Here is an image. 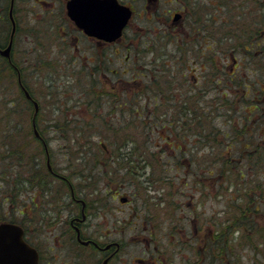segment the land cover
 Wrapping results in <instances>:
<instances>
[{"label":"flooded vegetation","instance_id":"1","mask_svg":"<svg viewBox=\"0 0 264 264\" xmlns=\"http://www.w3.org/2000/svg\"><path fill=\"white\" fill-rule=\"evenodd\" d=\"M102 1L106 0H34L38 9L36 27L31 30L34 37H29L28 44L33 46L28 50L36 52V64H44L49 70L69 71L79 64L78 55L88 54L83 58L85 64L89 62L90 69L102 70L100 76L104 80H97L98 83L114 86L112 80L106 79L108 48L117 47L120 53L125 47L118 45L125 38H133L134 43L141 44L137 34L141 27L132 24L138 14L140 20L159 21L167 35L180 36L183 67L192 80L191 85L195 86L197 101L213 103L216 108L212 137L215 159H219L220 147L232 152L231 171L236 179L245 182L249 208L255 214H264V0H115L130 8L132 17L123 38L111 43L103 39V35L86 33L83 25H78L69 15L70 4L77 2L78 10L73 11L83 12L88 7L96 10V3ZM172 2H179L180 8L171 10L167 5ZM26 4L27 0H0V61L15 71L24 70L23 65L35 66L33 59H14L24 35ZM143 39L149 46L156 41L152 37ZM8 46L10 50L5 56L2 51ZM133 50L138 55L150 51L151 47L133 46ZM160 52L169 53V49L162 48ZM17 80L21 86L18 77ZM183 123L185 126L186 118ZM225 125L229 131L223 135L220 127ZM65 129L50 126L38 131L32 126L36 137L39 132L58 133ZM38 146L44 150L49 176L44 182L36 176L37 182L31 186L30 170L25 167L18 224L23 242L36 254L37 264H235L231 261L233 256L204 254L198 228L193 226L194 234L190 235L186 219L169 216V212L160 216L159 210L150 214L143 209H132L129 215L141 223H135L139 231L127 242L117 226V219L110 221L114 224L113 236L109 232H93L92 221L99 215H107L108 207L101 205L97 194L77 196L68 181L69 176L60 175L52 167L46 143ZM106 151L103 147V153ZM108 162L102 163V171ZM187 163V158H183L182 164ZM245 176L249 177L247 181ZM213 182L218 185L219 175ZM83 187L87 189L86 185ZM235 196L241 197L239 193ZM113 197L118 198L120 204L130 203L119 191H115ZM172 219L180 220L173 223ZM192 221L194 218L188 219V223ZM129 242L138 247L141 255L124 257ZM244 259L247 264H264L263 255L249 254Z\"/></svg>","mask_w":264,"mask_h":264},{"label":"trees","instance_id":"2","mask_svg":"<svg viewBox=\"0 0 264 264\" xmlns=\"http://www.w3.org/2000/svg\"><path fill=\"white\" fill-rule=\"evenodd\" d=\"M161 37L164 39L163 47H157L156 43L148 45L151 47V50L146 52L145 55L155 56L154 60L149 59L148 62H145L143 59L137 60V58L141 59L140 55L144 53L137 55L133 52V46H139L134 43L133 38H130L129 42L124 46L123 52L127 56L125 60H129L135 77L140 76L141 81H145V83H142V85L136 84V86L131 87L132 91L135 92L133 99L126 98L116 101V116H112V120L117 119L118 116L121 118L120 120L123 124H120L118 128L117 126L115 127L116 123L113 124L114 126L111 125L112 123H108L104 128L113 132L102 131L97 136L94 135L98 137V141L96 140L94 143L99 149L103 150V147H105L112 150L115 154L112 158H119L118 160L122 162L121 167L126 173L136 174L134 172L135 168L145 169V167H148L146 166V160L154 158V153L149 152V149L144 147L143 143L141 144L142 140L151 142L152 134H157L160 141L169 150V152L165 153V157H167L174 167L187 169V176L188 178H193L192 182L197 191L203 192L205 189L212 191L218 188L219 198L221 197V199L225 200V205L221 209L222 214L219 215L217 223L214 221L213 225H210L205 230L206 236L203 238V253H218L220 255L233 256L231 261L235 264H241L242 260H245V255H263L264 263V227L257 226L253 219L252 214L254 212L249 208V200L245 194V182L236 179V174L231 171L232 152L229 149L220 147L219 159H215V151L212 149V137L215 131L213 112L216 111V108L213 106V103L197 101L198 96L195 86L191 85L192 80L187 77L185 68L183 67L182 62L184 60L180 49V36L172 33L171 36L163 34ZM143 38V35L138 34L139 42L143 41ZM172 43L174 46L170 49L169 45ZM159 48H164L165 50L169 48L170 50L169 53L158 54ZM162 54H164V57H161ZM132 58L135 60H132ZM33 62L35 63L34 65H37L36 59H33ZM189 65L191 66V64ZM81 71L82 69L79 70V73ZM17 77L22 82L21 85L28 91L31 100L25 97L21 86H19ZM25 77L22 70L15 71L10 67L4 66L0 61V86H4L3 82L6 81V86L16 90L18 87L20 91L19 101L14 102L11 99H1L0 101L1 109L6 111L5 117L7 119L5 122V118L1 114L3 111L0 109V141H2L0 144V223H20V220L16 217L21 214V200L19 201V199L22 195L25 167L30 170L29 174L31 176L28 180L31 186L37 182L36 176L42 179L43 182L49 176L46 164L41 166V164L36 163L38 155L27 156L26 154L25 156L24 153L23 144L27 141L26 138H28L29 142L37 144L47 141L46 136L41 132H39V137H36L33 133L22 131L33 124H35L39 131L38 126L44 128L43 124H45L44 120H40L41 107L38 103V111L35 114L32 100H36L32 89L26 84ZM69 77L62 84V88L59 89L61 90L59 91L60 94H57L59 96L54 97L67 95L68 90L64 89L69 80L71 81V78L74 79H72L74 85L81 82L79 79L77 80L76 73L75 77L72 75H69ZM89 78L90 80L86 84L90 88L84 94L86 98H90L91 100L87 99L85 102H93L92 99L97 96L100 97L102 94L100 92L101 83H98L94 73H90ZM137 80V78L133 79V81ZM123 83L124 81L121 79V84ZM96 87L98 88L97 92L95 91ZM102 92L104 95L107 93V95H112V93H106L103 89ZM52 93L50 95H55ZM78 93L82 96L83 91ZM136 103H139V105L136 106ZM7 104L9 107L6 109L5 105ZM21 104L25 106L24 109L21 107ZM75 107L78 110L80 106L77 104ZM62 108L59 106L58 109L62 110ZM203 111L208 112V114H201ZM31 113L32 116L30 117ZM10 118H18L15 126L9 123ZM185 118L187 123L184 126L183 119ZM99 119L103 120L102 118ZM50 123L53 127L67 128L68 131L71 126L85 128L83 127L84 123L75 120V118H68L66 120L53 119L50 120ZM47 124L49 125V122ZM133 126L137 131L132 130ZM19 127L21 132L17 133ZM77 131L80 132L75 131L74 135H68L69 138L64 137L65 140L77 144L76 149L83 153L91 150V145L87 146L92 142L90 139L91 134L85 135L81 132L83 130ZM228 131L229 129L226 125L220 127V132L223 135L228 134ZM198 142H200L201 146L197 144ZM191 143L193 144L189 146ZM43 152V148H38L36 153L42 154ZM183 158H187L188 160V163L185 165L182 164ZM79 159H83V157L81 156ZM125 159H128L131 164ZM138 160H142L141 162L144 163L141 165V162L138 163ZM149 167L155 166H150L149 164ZM164 169L163 179L155 180L148 175L145 181L153 185L159 180H165L167 177V167ZM150 170L151 173L154 172L153 168ZM217 175H219L218 185L213 182V178ZM205 181H211V184L208 185ZM236 193H239L241 197H236Z\"/></svg>","mask_w":264,"mask_h":264},{"label":"rangeland","instance_id":"3","mask_svg":"<svg viewBox=\"0 0 264 264\" xmlns=\"http://www.w3.org/2000/svg\"><path fill=\"white\" fill-rule=\"evenodd\" d=\"M167 6L171 8V10L180 8L179 2H172ZM139 8L141 11L142 8ZM37 10L38 9L35 5L34 0H27L26 13L24 14L25 17L23 23V27L25 28V30L23 32L24 35L21 37V42L15 50V61H22L24 57H27L28 59H35L36 57L35 51L31 52L28 50L31 46H33V44L29 45L28 42L30 41L29 37L34 35V32H31V30L36 27L35 16ZM132 24H136L137 26L141 27V29L137 30V34L143 35L144 37H152V39L156 40L155 43L157 44V47H163L164 39L161 36L166 33L164 32V26L159 21L155 22L140 20L138 14V16H136L133 20ZM131 35V33H128V36ZM129 39L130 38H125L124 40H122L123 43L121 42L118 47L121 48L123 46H126V43L129 42ZM139 46L147 48L148 45L144 44V41H141V45L139 44ZM172 46H174L173 43L169 45L170 49L172 48ZM117 49V47H109L106 55V79H108V81L112 80L114 86H112V83H109L107 85L101 84V88L103 89V91H105L106 93L110 92L112 93V95L111 97L107 95L108 93L104 95L102 89L100 88V92L102 94L100 95V97L97 96L96 98L92 99L93 102H85L87 99L91 100L90 98H86L84 94V92L86 93L90 88V86L86 84L87 81L90 80L89 74L94 73L95 78L97 80H101V82L104 80V78H101L100 76L102 70H100L99 68H97V70L90 69L89 65L91 63L89 62L85 64L86 60L84 61L83 58L88 57V54L78 55L77 62L79 64H76L75 69L69 71L59 70L56 68L49 70L48 66H45L44 64V66H42L41 63L35 65L34 67L23 65L25 69L22 70V73L26 76V84H28L32 89L35 100L41 107L40 120L45 121V124H43L44 128L50 127V125L52 127L50 120L53 119L66 120L68 118H75V120L84 123L83 127L85 128H79V126H71L69 131L66 128L65 132L59 131L58 133L52 132L44 134L47 139L45 143L48 148V153L50 154V163L54 170L60 175L69 176L67 177L68 181L72 184L77 196L82 198L85 195L86 197H91V195L89 194H97L101 205L108 207L106 213L107 215H99L92 221V229L94 230L93 232L97 231L100 234L109 232L111 236H113L114 224H112L110 221H114V219H117V226H119L118 228L121 229L123 237L126 240L125 242H127L128 240L136 236V233L139 231V229L137 230V226L135 223L140 224L141 222L139 220L137 221L134 216L132 218V215H129L132 209L139 208L143 209V212L150 211V214H154L157 210H159V212L157 213L160 216L164 213L169 212V216H172L174 218H184L187 221V232L190 235H193V226H195L199 230L198 239L203 240V238L206 236L205 230L208 229L210 225H213L214 221H216L217 223L220 217L219 215L222 214L221 209L225 205V200L221 199V197L219 198V193L218 196H215V190L217 189L212 191L205 189L203 190V192L197 191L194 183L192 182L193 178H188L187 176V169H179L174 167V165H172L171 162L168 161L167 157H165V153L169 152V150L166 146L163 145L157 134H152L151 142L142 140L141 144L143 143V146L147 147L149 149V152L154 153V158L146 160V166L148 167H145V169H139V167L135 168L134 172L136 174L126 173L121 167L122 162L118 160L119 158H112V156L115 155L112 150L107 149V151L103 153V150L101 148L100 150L94 143L96 140L98 141V137L95 136L102 133V131L109 132L104 128L106 125H108V123H112V126H114L113 124L116 123L115 127L117 126L118 128L120 124H123L120 120L121 118L118 116V120H112V116H116V101L118 99L126 98L133 99L135 96V92L132 91L131 87L136 86V84L142 85V83H145V81H141L140 76L135 77L129 60H125V57H127L126 54L123 51L119 53V50ZM161 49L162 48L158 49V54L161 53ZM140 56L141 59L137 58V60L143 59L145 62H148L149 59L154 60L153 58L155 57L152 55H145V53L141 54ZM162 56L164 57V54H162L161 57ZM132 60L135 59L132 58ZM81 68L82 71L81 73H79V70ZM75 73L78 77L77 80L79 79L81 82L74 85V81H72L73 78H71V81L69 80V82L66 84V88L64 89L68 90V93L66 95L67 97H54L59 96L57 95L60 94L59 91L61 90L59 89H61L62 84H64L66 80L70 78L69 75L75 77ZM134 78H137L138 80L133 81ZM121 79L124 81L123 84H121ZM115 80H118V82H115ZM3 84L4 86H0V101L1 99H11L14 100V102L19 101L20 91L18 90V87L17 90L14 88L11 89L6 86V81L3 82ZM80 91H83L82 96L80 93H78ZM95 91H98L97 87ZM51 92H53L52 94L55 95H50ZM77 104H79L80 106L78 107V110L75 109V106H77ZM135 105L137 106L139 105V103H136ZM59 106L63 107L62 110L58 109ZM71 106H74V108L69 109L71 108ZM5 107L7 109L9 107L8 104L5 105ZM21 107L23 109L25 108V106L22 104ZM2 111L3 113L1 111L0 112L5 118L6 122V111ZM111 111L113 112L111 114H108V112ZM31 116L32 113L30 117ZM99 118H102L103 120ZM17 122L18 118H10L9 120V123L12 126H15ZM46 122H49V125ZM32 126L33 125L27 127L26 129H23L22 131H24L25 133H33ZM38 128L39 131L44 130L42 126H38ZM77 130H83L81 132L85 135L91 134L90 139L92 140V142L91 144L87 145H91V150L83 153L82 151H78L76 149V147L78 146L77 144L65 140V138H69L68 135H74L75 131L80 132ZM132 130L137 131L134 126ZM19 132H21L20 127L17 133ZM60 135L63 136L61 139ZM26 139L27 141L23 144L25 156L26 154H36L39 156L36 161L39 162L41 166L45 165L46 158L44 152L42 154H37V149L40 148L38 144L29 142L28 138ZM1 142L2 141H0V144ZM192 144L193 143L189 144V146ZM81 156L83 157V159H79ZM106 160H109L110 163H108V165H105V171H102V163H104ZM125 160L131 164L128 159ZM141 161L142 160H138V163ZM142 163L144 162H141V165ZM94 164L95 166L93 167ZM149 164L150 166L155 167H149ZM166 167L167 177L165 180H159L153 185H150L147 181H145L148 175L155 180L163 179V175L165 173L164 168ZM151 168H153L154 170L153 173H151ZM247 178L249 179L248 176H245L246 181ZM241 181L244 182V180ZM206 183L210 185L211 181H207ZM84 185L87 186V189L85 190L83 187ZM115 191H119L122 196L127 197L130 203L120 204L118 198L113 197ZM21 199L22 195L19 201ZM252 215L256 225L259 227H264V214L253 213ZM165 217L166 219H168V216ZM16 218L18 220H21V214ZM108 218L109 221L106 222ZM190 218H194V221L188 223V219ZM122 220H124V223L122 222ZM179 220L173 221L172 219L173 223L178 222ZM127 222H130L131 224H126ZM198 245H201V242H199ZM126 246L127 247L124 249L123 254L124 257L128 255H141L138 247L134 243L129 242ZM238 251L240 252L239 249ZM242 252L244 253V251ZM190 254L191 252L188 251L187 255L189 256ZM242 261L243 262H241V264H247L245 260Z\"/></svg>","mask_w":264,"mask_h":264},{"label":"water","instance_id":"4","mask_svg":"<svg viewBox=\"0 0 264 264\" xmlns=\"http://www.w3.org/2000/svg\"><path fill=\"white\" fill-rule=\"evenodd\" d=\"M77 2L68 5L69 15L78 25H83L86 33L101 37L108 42L119 39L126 27L132 12L128 7L119 5L115 0L96 3L94 10L88 7L86 11L74 12ZM78 10V9H77ZM10 46L3 55L8 56ZM25 96L30 99L28 91L23 88ZM35 111L38 105L34 102ZM37 134V133H36ZM48 166L49 163H48ZM0 264H37L35 252L22 239L20 226L13 223H0Z\"/></svg>","mask_w":264,"mask_h":264},{"label":"bare ground","instance_id":"5","mask_svg":"<svg viewBox=\"0 0 264 264\" xmlns=\"http://www.w3.org/2000/svg\"><path fill=\"white\" fill-rule=\"evenodd\" d=\"M37 113V111H35V114ZM40 147V146H39ZM41 148V147H40Z\"/></svg>","mask_w":264,"mask_h":264}]
</instances>
